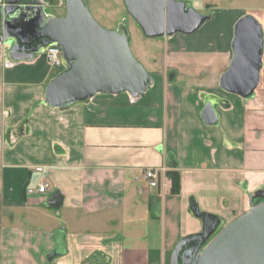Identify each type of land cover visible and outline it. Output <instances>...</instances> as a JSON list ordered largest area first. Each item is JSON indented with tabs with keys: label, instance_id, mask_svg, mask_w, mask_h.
<instances>
[{
	"label": "crops",
	"instance_id": "obj_1",
	"mask_svg": "<svg viewBox=\"0 0 264 264\" xmlns=\"http://www.w3.org/2000/svg\"><path fill=\"white\" fill-rule=\"evenodd\" d=\"M228 12L195 35L149 38L163 57L143 47L153 82L141 96L98 93L64 110L44 103L58 73L45 52L15 61L0 38V264H172L176 245L203 230L191 202L223 227L264 200V47L253 96L223 89L247 10ZM211 97L225 100L214 125L202 118ZM149 168L165 174L155 188ZM171 170L181 175L176 194ZM42 181L47 194L27 193Z\"/></svg>",
	"mask_w": 264,
	"mask_h": 264
},
{
	"label": "water",
	"instance_id": "obj_2",
	"mask_svg": "<svg viewBox=\"0 0 264 264\" xmlns=\"http://www.w3.org/2000/svg\"><path fill=\"white\" fill-rule=\"evenodd\" d=\"M25 1L6 0L5 33L0 38L9 44V55L15 61L34 59L53 44L61 47L65 67L48 83L44 94L46 105L64 110L87 103L98 93L127 92L136 98L151 86L152 76L134 56L126 25L117 30L104 28L85 0H66L65 15L61 17L47 15L41 0ZM124 3L149 38L178 32L191 34L210 18L194 8L186 9L183 0H124ZM26 10L33 11V15L21 17ZM263 47L261 24L252 15L241 17L234 29L233 60L221 77V87L243 98L253 96L259 84ZM224 102L216 97L208 99L202 111L206 124H217L215 105ZM59 200V193L55 192L46 205L58 207ZM191 210L202 220L203 230L176 245L172 264H182L180 253L188 245L193 258H186L185 253H190L184 252L183 264H264V200L252 203L249 210L223 227L218 218L201 212L197 203L191 202Z\"/></svg>",
	"mask_w": 264,
	"mask_h": 264
},
{
	"label": "rangeland",
	"instance_id": "obj_3",
	"mask_svg": "<svg viewBox=\"0 0 264 264\" xmlns=\"http://www.w3.org/2000/svg\"><path fill=\"white\" fill-rule=\"evenodd\" d=\"M85 2L95 20L104 28L117 30L121 25H126L128 27L131 35L130 46L132 52L148 72H150L151 69L145 64V62H143V56L141 55L144 46L147 49L152 50V52L149 51L147 53L148 59L150 58V54L154 53L157 54L158 61L162 60L161 58L163 56H159V53H161L162 50L154 44L148 45L150 42L149 37H146L143 34L138 24L128 13L124 0H85ZM190 3L193 4L198 12L207 15H213L215 11L221 9L227 11V13H224L225 15L230 14L235 16V13H229L228 10L245 9L247 10V13H244V16L252 15L259 18L261 22L264 21V0H192ZM65 11L66 4L58 6V0H50V6L46 8L47 15H54L57 17L64 16ZM195 34L193 33V35Z\"/></svg>",
	"mask_w": 264,
	"mask_h": 264
},
{
	"label": "built area",
	"instance_id": "obj_4",
	"mask_svg": "<svg viewBox=\"0 0 264 264\" xmlns=\"http://www.w3.org/2000/svg\"><path fill=\"white\" fill-rule=\"evenodd\" d=\"M63 4H66V0H60V5ZM44 52L53 69L58 72L64 69L65 66L62 59V49L58 44L50 45ZM164 175L165 174L163 173V171L155 168H149L145 171V178L148 180L149 186L153 188L159 185V182ZM49 187V183L46 181L38 182L37 186L28 187L27 193L47 194L49 191Z\"/></svg>",
	"mask_w": 264,
	"mask_h": 264
},
{
	"label": "trees",
	"instance_id": "obj_5",
	"mask_svg": "<svg viewBox=\"0 0 264 264\" xmlns=\"http://www.w3.org/2000/svg\"><path fill=\"white\" fill-rule=\"evenodd\" d=\"M166 176L171 180V183H172L171 192L174 193V194L179 193L180 189H181V175H180V172L176 171V170L167 171L166 172ZM193 203H195V201H193Z\"/></svg>",
	"mask_w": 264,
	"mask_h": 264
},
{
	"label": "flooded vegetation",
	"instance_id": "obj_6",
	"mask_svg": "<svg viewBox=\"0 0 264 264\" xmlns=\"http://www.w3.org/2000/svg\"><path fill=\"white\" fill-rule=\"evenodd\" d=\"M183 1H185V3H186V9L194 8L197 11V9L193 6V4L190 3V1L192 2V0H183ZM20 44L22 45V43H20ZM35 44L36 43L34 42L33 45H35ZM184 252H189L190 253L189 255H187L185 253V257L186 258H190V259L193 258V251L191 250V245H188V246L184 247V249L180 253L179 262L182 263V264L184 263L183 260H182V256L184 255Z\"/></svg>",
	"mask_w": 264,
	"mask_h": 264
}]
</instances>
